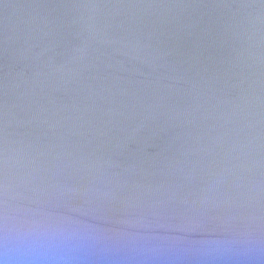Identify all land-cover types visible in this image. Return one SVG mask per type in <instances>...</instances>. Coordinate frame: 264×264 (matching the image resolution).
Instances as JSON below:
<instances>
[{
  "label": "water",
  "instance_id": "1",
  "mask_svg": "<svg viewBox=\"0 0 264 264\" xmlns=\"http://www.w3.org/2000/svg\"><path fill=\"white\" fill-rule=\"evenodd\" d=\"M5 196L264 231V0H0Z\"/></svg>",
  "mask_w": 264,
  "mask_h": 264
},
{
  "label": "clouds",
  "instance_id": "2",
  "mask_svg": "<svg viewBox=\"0 0 264 264\" xmlns=\"http://www.w3.org/2000/svg\"><path fill=\"white\" fill-rule=\"evenodd\" d=\"M6 191V190H5ZM45 203L0 210V264H264V231L249 226L118 221L102 229Z\"/></svg>",
  "mask_w": 264,
  "mask_h": 264
}]
</instances>
